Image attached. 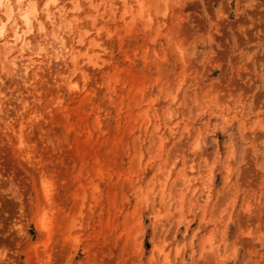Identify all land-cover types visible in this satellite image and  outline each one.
Masks as SVG:
<instances>
[{
	"label": "rangeland",
	"instance_id": "rangeland-1",
	"mask_svg": "<svg viewBox=\"0 0 264 264\" xmlns=\"http://www.w3.org/2000/svg\"><path fill=\"white\" fill-rule=\"evenodd\" d=\"M46 1L0 5V264H264V0Z\"/></svg>",
	"mask_w": 264,
	"mask_h": 264
},
{
	"label": "bare ground",
	"instance_id": "bare-ground-1",
	"mask_svg": "<svg viewBox=\"0 0 264 264\" xmlns=\"http://www.w3.org/2000/svg\"><path fill=\"white\" fill-rule=\"evenodd\" d=\"M22 1L23 0H16V2H18V3H22ZM56 0H47L46 1V3H45V12H46V16H47V19L48 18H50V20L52 19V22H53V18H51V16H52V14H51V16H49V12H48V5L51 3H53L54 4V2H55ZM75 1V0H74ZM0 5H7V7H8V11H9V14H10V12L12 11V8H11V4H10V0H0ZM28 5V4H27ZM75 6H77V5H74L73 4V7H75ZM72 7V8H73ZM24 8V7H23ZM77 8V7H76ZM76 8L74 9V10H76ZM78 9V8H77ZM35 6L34 5H32L31 6V8L30 9H26V10H23L22 12H18L19 14V16H20V18H21V20L24 22V24L27 26V27H30V24H31V22H32V18L34 17V12H35ZM67 10V9H66ZM71 10V9H70ZM20 11H21V9H20ZM13 13V12H12ZM9 14H8V17H9ZM53 17V16H52ZM57 17V16H56ZM63 19V18H62ZM74 21H75V19H74ZM52 22H51V26H52ZM1 24V23H0ZM62 24V23H61ZM58 26V28H59V23L57 24ZM54 26V25H53ZM61 26V25H60ZM25 27V26H24ZM56 27V28H57ZM17 28V27H16ZM16 28H15V30H14V35H15V40L16 41H19V45H18V52H19V55L18 56H16V57H12L11 59L9 58V60H8V63H9V61H10V65H12V69L14 70H17V72H19V73H21V76H22V74H27V72H28V70L32 67V65H33V61H32V58H31V55L33 54V53H36L35 51H34V48L33 47H31V45H29L30 44V42L29 41H27L26 40V38L23 36V34H24V31H22L21 29V31H19V30H16ZM51 28V27H50ZM57 28V29H58ZM26 29V28H25ZM40 29H42V27L40 26ZM52 29H54V28H51V31H52V34H51V36H48L47 34H45L46 33V31H41V33L42 32H44V35H47L48 36V38L49 37H52L53 38V40L55 41V43H54V45L52 44V45H50L49 46V48H46L47 49V51H49V52H53L54 53V58L55 59H58V60H60L62 57H64V55L65 54H67V53H69L70 51H71V49L69 48V47H66V45H65V43H64V41H63V39H62V37H57V36H55L56 34H54L53 33V30ZM56 29V31H58ZM5 31V29H4V23L2 22V24H1V26H0V35H2L3 34V32ZM27 32H29L28 31V29H27ZM69 32V31H68ZM14 35H13V37H14ZM43 38V37H42ZM45 38V37H44ZM48 38H47V40H48ZM43 40H45V39H43ZM14 41V40H13ZM53 41V42H54ZM15 42V41H14ZM37 42V41H36ZM44 42V41H43ZM49 42V41H48ZM76 42V41H75ZM18 43V42H17ZM16 43V44H17ZM16 44H15V46H16ZM38 44V43H37ZM48 44V43H47ZM10 45V44H9ZM45 45V44H44ZM8 46V45H7ZM38 46V45H37ZM14 46H12V44L8 47V49H6V52H7V50H9V52L12 50V48H13ZM40 48V47H39ZM40 49H44V47H41ZM52 53V54H53ZM5 54V53H4ZM46 54V53H45ZM48 54V53H47ZM36 55V54H35ZM25 56V58H23ZM3 57V56H2ZM23 58V59H21V58ZM70 57V56H69ZM4 58V57H3ZM18 59V60H17ZM63 59V58H62ZM4 60H5V58H4ZM7 60V59H6ZM19 64H21V65H19ZM6 69V68H5ZM16 72V71H15ZM18 75V74H17ZM16 75V76H17ZM44 225V224H43ZM45 226V225H44ZM166 258V257H165Z\"/></svg>",
	"mask_w": 264,
	"mask_h": 264
}]
</instances>
